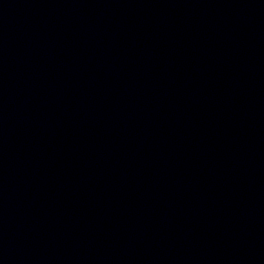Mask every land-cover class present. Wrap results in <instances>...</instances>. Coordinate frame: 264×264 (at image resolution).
Listing matches in <instances>:
<instances>
[{
	"label": "water",
	"instance_id": "95a60500",
	"mask_svg": "<svg viewBox=\"0 0 264 264\" xmlns=\"http://www.w3.org/2000/svg\"><path fill=\"white\" fill-rule=\"evenodd\" d=\"M0 264H264L233 0H0Z\"/></svg>",
	"mask_w": 264,
	"mask_h": 264
}]
</instances>
